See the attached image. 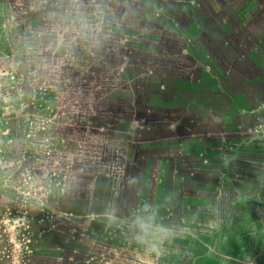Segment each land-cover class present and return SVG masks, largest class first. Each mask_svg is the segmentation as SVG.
<instances>
[{
    "label": "rangeland",
    "instance_id": "obj_1",
    "mask_svg": "<svg viewBox=\"0 0 264 264\" xmlns=\"http://www.w3.org/2000/svg\"><path fill=\"white\" fill-rule=\"evenodd\" d=\"M95 2L102 37L53 47L54 0H0V264H154L136 219L218 223L225 198L203 185L264 140L250 0Z\"/></svg>",
    "mask_w": 264,
    "mask_h": 264
},
{
    "label": "crops",
    "instance_id": "obj_2",
    "mask_svg": "<svg viewBox=\"0 0 264 264\" xmlns=\"http://www.w3.org/2000/svg\"><path fill=\"white\" fill-rule=\"evenodd\" d=\"M186 3L191 6L190 0H186ZM207 3L209 1H204V6ZM251 20L261 26L264 25V8ZM177 33L175 35L178 36ZM258 64L264 69V61L254 62L253 68H259ZM256 74L261 75L259 72ZM254 78L259 80L255 75ZM256 111L264 113V107ZM254 140L249 138L241 142L235 148L234 158L226 160L224 166L226 173L222 182H218L217 185L220 189H214L208 183L203 185L210 186L206 189H211L212 192L221 194L225 198L224 203L215 210L218 223L211 220L203 222L204 219L200 222H191L185 217L182 221L175 222L169 227L173 230L174 240L170 241V244L166 242L165 246L162 243L160 251L154 252L156 255L154 254L153 259L149 257L155 261L154 264H264V140ZM246 181L249 182L245 184ZM185 183L189 186L191 182L188 180ZM194 183L193 186L198 188L200 183ZM223 183L226 184L221 186ZM200 199H196L198 204H203ZM181 201L186 205L184 200ZM187 202L190 205L194 201ZM198 207L201 206L187 205L185 211L192 212L190 208L198 209ZM198 211L195 213L205 215L207 212L206 209ZM124 239L128 245H134L136 241L130 237ZM93 241L92 243L85 241L81 245L84 247L89 243L87 249L90 251H93L91 249L93 246L92 248L99 254H112L107 247L99 248V245L104 244L100 240L95 238L96 242ZM121 257L126 260L131 259L123 255L117 256L116 259ZM135 257L136 255H133V258Z\"/></svg>",
    "mask_w": 264,
    "mask_h": 264
},
{
    "label": "clouds",
    "instance_id": "obj_3",
    "mask_svg": "<svg viewBox=\"0 0 264 264\" xmlns=\"http://www.w3.org/2000/svg\"><path fill=\"white\" fill-rule=\"evenodd\" d=\"M48 15L50 32L54 37L52 45L63 47L71 37H102L103 26L110 13L106 5L96 3L95 0H90L88 4L85 0H54ZM62 36L66 39L61 40ZM133 124H138V121H133ZM135 224L139 230L137 240L152 242L150 250L154 252H159V244L174 235L172 229L154 225L150 217H138Z\"/></svg>",
    "mask_w": 264,
    "mask_h": 264
},
{
    "label": "trees",
    "instance_id": "obj_4",
    "mask_svg": "<svg viewBox=\"0 0 264 264\" xmlns=\"http://www.w3.org/2000/svg\"><path fill=\"white\" fill-rule=\"evenodd\" d=\"M201 0H190L191 7L196 10L197 7L200 5ZM264 8V0H250V3H248L247 10L251 12V16L248 18V20H251L252 17L257 13L261 12ZM259 68V64L257 65Z\"/></svg>",
    "mask_w": 264,
    "mask_h": 264
}]
</instances>
